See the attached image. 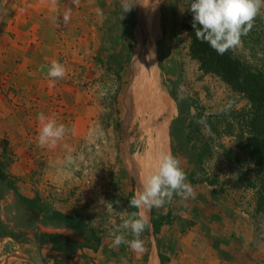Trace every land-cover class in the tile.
Returning a JSON list of instances; mask_svg holds the SVG:
<instances>
[{"label":"rangeland","instance_id":"rangeland-1","mask_svg":"<svg viewBox=\"0 0 264 264\" xmlns=\"http://www.w3.org/2000/svg\"><path fill=\"white\" fill-rule=\"evenodd\" d=\"M91 1L86 0L85 5L90 6ZM82 2L85 1L79 0L76 5L73 0H57L54 5L58 13L56 36L61 44H70L73 53L59 51L66 76L55 81L52 91L63 122L71 124L79 116L73 110L71 98H66L70 93L73 96L76 93L84 95L83 101L94 104L95 108L92 115H87L89 121L85 138L78 145L70 147L77 165L71 168L66 165L68 151L59 141V147H55L60 150L56 180L53 183L48 179L51 193L40 199L52 207H55V201L82 203L85 206H79L77 213H81L105 239H113L110 233L121 222L120 215L125 211L130 213L126 205L127 195L135 184L138 192L136 172L140 169L136 168L135 160L148 154L154 137L149 126L144 124L140 115L142 107L137 109L135 99L138 67L136 51L140 44V12L143 2L126 0L128 5L134 4L130 11L125 12L122 0H94V15L99 16L96 18H100V22H92L93 26L99 25L93 35L79 34L77 31L79 26L74 15L78 17L82 14ZM44 4L48 7L53 5L49 0ZM185 7L184 0L156 2L157 31L151 47L157 79L175 112L167 124L169 154L180 161L195 196L185 200L174 195L175 200L157 209L159 211L172 205L171 211L176 212L178 209L186 212L199 200V195L218 188L226 200L244 210H251L255 226L264 231V204L259 200L262 172L256 169V161L248 147L253 135L250 128V102L217 74L205 72L199 60L192 56V39L187 30L188 11H181ZM69 9L71 18L65 24L62 15ZM260 33L263 38L257 44L255 39ZM246 36V41L241 39V44L231 50L238 57L257 62L262 55L260 52L256 55L255 52L264 49V16H257L253 28ZM87 37L88 49L84 48ZM143 37L146 42L147 32L143 33ZM0 49H3L0 52L4 55L5 39L1 34ZM9 57L12 58L13 53ZM49 82L48 87H44L47 90L50 88ZM0 83L4 88L7 85L5 79ZM8 91L13 96L18 88L14 84L9 85ZM5 137L0 135V165L5 161L4 169L13 176L9 166L15 161V155ZM45 156L43 154L40 157L43 171L47 164V160L42 159ZM23 180L24 176L14 181L17 183ZM13 200L14 195L10 192L1 201V216L4 220L14 217L15 211L10 207ZM44 231L53 235L44 246L59 255L72 258L54 248L57 245L70 249L73 242L80 241L71 230L49 228ZM29 237L37 243L33 232L29 233ZM127 238L133 237L129 235ZM140 239L147 251L149 241L156 242V237L146 232ZM11 243L9 240L5 247H12L11 251L14 252L19 251L16 244ZM17 255L22 254L20 252ZM2 262L0 257V264Z\"/></svg>","mask_w":264,"mask_h":264},{"label":"crops","instance_id":"crops-1","mask_svg":"<svg viewBox=\"0 0 264 264\" xmlns=\"http://www.w3.org/2000/svg\"><path fill=\"white\" fill-rule=\"evenodd\" d=\"M84 1L82 14L78 17L74 15L79 26L77 31L93 35L99 25L93 26L92 22L98 23L100 18L94 15V0L90 6H86ZM1 3L0 34L5 39L6 53L3 55L0 52V67H3L0 82L5 79L7 85L4 88L0 83V135L7 136L5 138L15 155V161L9 166L13 179L24 176L23 181L17 182L21 192L30 198L44 199L51 193L48 179L53 183L56 180L60 150L45 148L44 151L37 146V130L40 127L37 115L54 116L58 123L65 124L70 131L60 144L73 147L85 138L89 121L87 115H92L95 106L84 102V95L76 93L73 96L70 93L66 98H71L73 110L79 116L71 124L63 122L53 99V87L49 90L44 88L45 85L48 87L47 81L50 80L46 75L47 66L53 60L61 63L59 51L73 53L72 46L61 44L56 36L58 13L54 5L48 7L44 4L46 0H0ZM88 8L89 11H86ZM85 44L84 48L88 49V37ZM10 53H13L12 58ZM42 65L45 66L43 71ZM13 84L18 92L12 96L8 86ZM43 154L46 158L42 159L47 160L44 171L40 159ZM130 193L127 195V206ZM199 196V200L186 212L178 209L173 212L172 205L159 211L156 208L157 213L169 216L171 223L164 224L158 242L157 238L155 243L150 240L148 251L144 249L140 254L126 245L114 248L111 246L112 239L104 237L98 251L85 248L72 258L59 255L47 246L39 247L32 239L29 243H17L12 238H5L0 239L1 264H162L159 250L167 257L166 264H264V231L255 226L251 210L229 202L218 188ZM54 203L55 209L69 215H75L79 206H85L75 201ZM149 227V234L154 237L152 222ZM9 240L16 244L19 251L5 247ZM20 252L22 255H17Z\"/></svg>","mask_w":264,"mask_h":264},{"label":"clouds","instance_id":"clouds-1","mask_svg":"<svg viewBox=\"0 0 264 264\" xmlns=\"http://www.w3.org/2000/svg\"><path fill=\"white\" fill-rule=\"evenodd\" d=\"M56 2L52 0L53 5ZM78 3L79 0H73V4ZM133 4L128 5L126 0H122L125 12L130 11ZM184 4L186 7L181 8V11L186 9L191 13L197 40L207 43L218 54L238 47L242 36H246L253 28L257 16H264V0H184ZM70 18L69 9L63 13L62 22L67 24ZM44 67L41 66L42 71ZM46 75L50 78L49 87H54L55 81L66 76V68L53 60L47 66ZM37 120L40 127L36 140L40 148H55L70 131L63 123H58L54 116L39 113ZM64 147L68 151L66 165L69 168L76 166L77 159L71 154L73 150L67 144ZM140 185V190L129 200L128 205L136 211L122 213L121 222L110 233L112 247L126 245L137 254L144 251V242L140 237L149 226L144 209L161 208L170 203L174 195L185 200L195 196L180 161L171 154L162 155L156 171L146 179L141 177ZM129 235L133 238L128 239Z\"/></svg>","mask_w":264,"mask_h":264},{"label":"trees","instance_id":"trees-1","mask_svg":"<svg viewBox=\"0 0 264 264\" xmlns=\"http://www.w3.org/2000/svg\"><path fill=\"white\" fill-rule=\"evenodd\" d=\"M191 21L192 16L188 11L187 30L192 39L190 48L192 56L199 60L205 72L217 74L238 94L247 97L250 102L252 114L250 128L253 135L248 147L256 161V169L262 172L260 177L262 191L259 193V200L261 204H264V49L262 51L258 49L255 52L256 55L259 52L262 55L257 62L238 57L231 49L224 54H218L207 43L197 40ZM262 38V33L257 35L255 39L257 44H260ZM241 39L246 41L247 36H242ZM172 135L174 137V132ZM4 165H6L5 161L0 165V239L12 238L17 243H29L31 241L29 233L33 232L38 246L44 247L47 239L52 238L53 235L46 233L42 228L69 229L80 241L73 242L70 249L54 245L56 250L66 253L68 257L85 248L99 250L103 243V236L81 213L69 215L55 209L39 197L25 196L13 177L4 169ZM257 173L259 175V172ZM135 185L129 200L136 194ZM10 192L14 195V202L10 207L14 209L15 214L11 220H4L1 216V201ZM132 211L136 209L130 208V212ZM151 222L158 242V235L163 225L171 223V219L169 216L157 213L156 208H152ZM150 230L148 226L145 232L150 233ZM159 257L162 264H166L167 257L160 250Z\"/></svg>","mask_w":264,"mask_h":264},{"label":"bare ground","instance_id":"bare-ground-1","mask_svg":"<svg viewBox=\"0 0 264 264\" xmlns=\"http://www.w3.org/2000/svg\"><path fill=\"white\" fill-rule=\"evenodd\" d=\"M157 1L158 0H150L148 2L149 12H147V0H142L143 6L140 12V44H138L139 46L136 51L138 67L135 76V99L137 109H139V106L142 107L140 115L145 121L144 124L149 126L154 137L148 154L135 160L136 168L140 169L136 172V177L138 178L137 191L140 190L141 177L146 179L149 175L153 174L157 169L161 156L169 154V146L167 144L169 143L167 142V124L175 113L173 105L164 95L162 87L158 81L159 79H157L156 71L154 70L155 64L153 58L155 57H153L154 54L151 44L157 31ZM144 32H147L148 40L146 42L143 37ZM157 75L159 76V74ZM144 212L150 224L151 209H144ZM151 257L153 258L154 256Z\"/></svg>","mask_w":264,"mask_h":264}]
</instances>
